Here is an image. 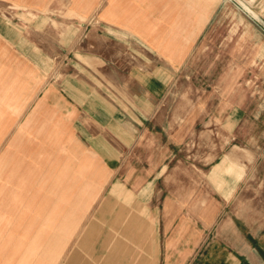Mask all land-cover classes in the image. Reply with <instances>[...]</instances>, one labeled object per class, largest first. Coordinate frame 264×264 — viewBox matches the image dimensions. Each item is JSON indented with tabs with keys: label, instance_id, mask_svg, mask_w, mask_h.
Here are the masks:
<instances>
[{
	"label": "crops",
	"instance_id": "0c3cea01",
	"mask_svg": "<svg viewBox=\"0 0 264 264\" xmlns=\"http://www.w3.org/2000/svg\"><path fill=\"white\" fill-rule=\"evenodd\" d=\"M0 1L34 12L0 14V120H12L0 134L45 117L68 138L59 162L0 159V264H264V214H249L241 193L245 161L224 155L202 176L181 174L158 140L173 66L212 38L227 3L255 19L244 8L264 0ZM82 19L93 23L83 37L69 25ZM76 45L82 61L53 81L54 54Z\"/></svg>",
	"mask_w": 264,
	"mask_h": 264
},
{
	"label": "rangeland",
	"instance_id": "374dc122",
	"mask_svg": "<svg viewBox=\"0 0 264 264\" xmlns=\"http://www.w3.org/2000/svg\"><path fill=\"white\" fill-rule=\"evenodd\" d=\"M61 9L52 7L53 18H61ZM66 9L63 17L76 20ZM244 9L255 19L242 12L237 3L219 9L212 23V38L202 40L197 54L182 56L173 66L174 80L158 104V124L165 129V137L158 132V140L169 151L175 149L181 174H188L191 168L202 176L224 155L244 160L248 176L241 190L245 209L249 214H264V7ZM20 13L31 17L34 12L0 1V14L16 21L13 18ZM81 22L80 26L76 21L69 25L72 32L82 31L83 37L93 23L87 19ZM60 27V23H53L55 34L59 35ZM73 49L68 55V50L54 54L53 81L70 73L63 69L65 64L73 66L82 61L76 54L86 50H78L77 45ZM16 129L0 134V155L11 147ZM66 146L68 152V143Z\"/></svg>",
	"mask_w": 264,
	"mask_h": 264
},
{
	"label": "bare ground",
	"instance_id": "6f19581e",
	"mask_svg": "<svg viewBox=\"0 0 264 264\" xmlns=\"http://www.w3.org/2000/svg\"><path fill=\"white\" fill-rule=\"evenodd\" d=\"M229 1H232V0H229ZM17 7L19 8V6H17ZM15 102H17V101H15ZM44 118H35V119L28 118V119H25L22 122V124L19 125V128L16 130V135L13 138V143H12L11 147H9L11 150L9 149V151L8 150L6 152L4 151L0 155V159L1 160H4V161H6V160L9 161L11 159L12 160H20V159H25V158H35V159H45V158H48L49 159V158H53V156H54L53 153H55L56 154L55 157H54L55 158V162H59V160L61 158V154L63 152L64 153L67 152V150L65 148V144H66L65 142H67V139H68L67 138V134L65 133L64 128H61L60 126H58V124H56L55 121H54L55 122L54 123L53 121H50V120L47 121ZM11 122H12V120H9V121H7V120H5V121L4 120L3 121L0 120V126L8 127V126L11 125ZM253 138H254V136H253ZM220 165H222V163ZM225 167H228L227 168L229 170L228 173H232V172L233 173L234 172L237 173L238 166L236 164L230 162L229 165H227ZM231 167L234 168V170H231ZM66 170L68 171L69 168H67V167L64 168V171H66ZM74 172H75L74 174H76V171H74ZM16 173H18V172H16ZM79 173H81V171ZM12 174L14 175V172ZM15 176H16V174H15ZM81 222H83V221H81ZM55 236H57V235H55ZM68 243H70V242H68ZM81 247L82 246H80V248ZM52 250H53V247H52Z\"/></svg>",
	"mask_w": 264,
	"mask_h": 264
}]
</instances>
